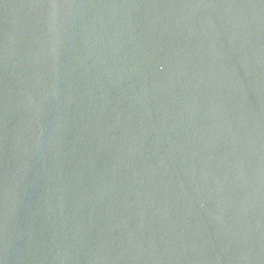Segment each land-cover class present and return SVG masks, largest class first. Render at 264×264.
I'll list each match as a JSON object with an SVG mask.
<instances>
[{
	"label": "water",
	"instance_id": "water-1",
	"mask_svg": "<svg viewBox=\"0 0 264 264\" xmlns=\"http://www.w3.org/2000/svg\"><path fill=\"white\" fill-rule=\"evenodd\" d=\"M0 264H264V0H0Z\"/></svg>",
	"mask_w": 264,
	"mask_h": 264
}]
</instances>
